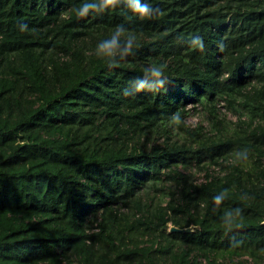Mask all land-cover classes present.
<instances>
[{"label":"trees","instance_id":"1","mask_svg":"<svg viewBox=\"0 0 264 264\" xmlns=\"http://www.w3.org/2000/svg\"><path fill=\"white\" fill-rule=\"evenodd\" d=\"M88 2L0 0V264H264V0H141L165 13L145 20L123 2L77 17ZM191 106L249 122L208 135ZM207 165L222 174L197 181Z\"/></svg>","mask_w":264,"mask_h":264},{"label":"clouds","instance_id":"2","mask_svg":"<svg viewBox=\"0 0 264 264\" xmlns=\"http://www.w3.org/2000/svg\"><path fill=\"white\" fill-rule=\"evenodd\" d=\"M127 3L129 9L136 14L139 19H151L153 16V12H159L160 16L163 17L165 15L164 11H161L159 8L153 9L152 6L148 3H141V0H95V2L83 3L80 7L75 9V14L79 18H85L89 15L90 12L94 13H103L108 9L115 8L119 4ZM67 17L62 14L61 19H66ZM27 29V25H24V28L21 31ZM114 33V34H113ZM111 34L110 39H105L100 41L97 44L96 53L103 54L105 57L111 58L116 55L117 50L120 48V39L124 36L127 30L123 26H117L115 31ZM136 40L135 34L128 35V38L125 41V51L131 55L132 49L134 47H138V44H135ZM190 45L193 48H199L200 50L204 49V43L201 37H195L190 41ZM144 73L146 76H151L154 78L159 85L160 88L164 87L166 83V78L164 77V66L152 64L150 68L144 69ZM147 86L146 81H140L138 83L136 91L139 92L143 90ZM172 122L177 125L181 123V117L179 113H175L172 117ZM238 158L241 160H247V150H243L237 154ZM228 196V189H224L220 192L219 195H215L213 197V203L217 206L221 205L225 198ZM235 215H233V211L229 210L224 215L227 218L228 223L231 225L232 222H235V227H241L240 223H237L238 220H242V209L237 207L234 209ZM236 242H234L235 244Z\"/></svg>","mask_w":264,"mask_h":264},{"label":"rangeland","instance_id":"3","mask_svg":"<svg viewBox=\"0 0 264 264\" xmlns=\"http://www.w3.org/2000/svg\"><path fill=\"white\" fill-rule=\"evenodd\" d=\"M238 111H234L232 109H229L225 106H222L220 108V111L218 112L219 119L222 121L221 128H213L212 127V120L210 119V116H208L207 112L202 108H196L194 109L191 106L190 111L185 117V123L190 129H197L201 128L203 133H206L210 135L211 133H218L219 129L223 130L225 132H230L235 127L236 122L239 121V118L245 119L247 122H249V117L246 113H243V109L237 106ZM258 122L256 119L255 123ZM177 129L180 130L178 125L176 126ZM162 140V139H161ZM234 159H230L228 162H234ZM226 162V163H228ZM195 177L197 178V181H203L205 178V174L209 172L212 175H218L222 174L220 166L207 165L204 169H194L193 170ZM203 264H209L208 258L202 256L201 257ZM210 259L217 260L218 264H232L229 263L227 258H216L215 256H211ZM242 260L246 261L245 264H254V261L252 258L248 256L243 257H237L235 258V261ZM61 264H69L67 262H63Z\"/></svg>","mask_w":264,"mask_h":264},{"label":"water","instance_id":"4","mask_svg":"<svg viewBox=\"0 0 264 264\" xmlns=\"http://www.w3.org/2000/svg\"><path fill=\"white\" fill-rule=\"evenodd\" d=\"M192 229H193V225L188 226V227H183V228H180V227H177V226H174V225L171 227V230L190 231Z\"/></svg>","mask_w":264,"mask_h":264}]
</instances>
